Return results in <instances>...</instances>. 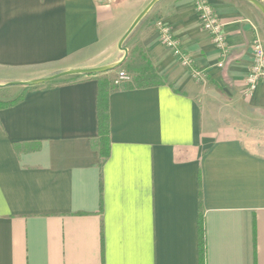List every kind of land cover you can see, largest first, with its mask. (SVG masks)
I'll return each mask as SVG.
<instances>
[{"label":"crops","instance_id":"0c3cea01","mask_svg":"<svg viewBox=\"0 0 264 264\" xmlns=\"http://www.w3.org/2000/svg\"><path fill=\"white\" fill-rule=\"evenodd\" d=\"M149 1L0 0V80L117 61ZM196 1L161 0L127 38L159 84L81 74L0 92L22 94L0 108V264H264V81L245 92L264 17L246 0H206L222 55ZM159 21L197 78L161 43ZM98 79L110 84L103 162Z\"/></svg>","mask_w":264,"mask_h":264},{"label":"built area","instance_id":"2783aa9c","mask_svg":"<svg viewBox=\"0 0 264 264\" xmlns=\"http://www.w3.org/2000/svg\"><path fill=\"white\" fill-rule=\"evenodd\" d=\"M195 10L198 14L200 25L210 34L214 45L224 55L227 49L226 37L222 23L215 16L212 7L206 0H198L195 3ZM158 31L161 43L176 57L182 66L190 69L195 77H197L198 74L192 67L189 56L182 50L180 43L172 35L170 27L159 21ZM129 81L130 77L120 72L118 78L113 83L115 86H119ZM260 81H264V46L260 38L255 37L253 40V61L245 76V92L247 94L251 93L256 89Z\"/></svg>","mask_w":264,"mask_h":264},{"label":"trees","instance_id":"16d2710c","mask_svg":"<svg viewBox=\"0 0 264 264\" xmlns=\"http://www.w3.org/2000/svg\"><path fill=\"white\" fill-rule=\"evenodd\" d=\"M140 23L141 22H139V24ZM88 75L94 76V75H96V73L88 74ZM159 83H161V79L155 73V71L152 68V66L150 65V63L147 61L145 64V69L142 72H140V74H138L131 83H128L127 85L128 86L141 87V86L155 85V84H159ZM109 89H110V84H109L107 79H98V94H97V100H96L98 137H97L94 145H95L96 150L98 151L99 158H100L101 162H103L104 159L109 154V116H108V90ZM21 98H22V94H20L19 96H17L16 98H14L13 100H10V101H0V108H5L8 106H11V105L17 103L18 101H20ZM203 234H204L203 215H202V211L200 209V214H199V251H200V256L203 254V250H204V236H203Z\"/></svg>","mask_w":264,"mask_h":264},{"label":"water","instance_id":"95a60500","mask_svg":"<svg viewBox=\"0 0 264 264\" xmlns=\"http://www.w3.org/2000/svg\"><path fill=\"white\" fill-rule=\"evenodd\" d=\"M161 0H150L144 8L137 14V16L134 18V20L131 22L127 30L124 32V34L121 36V38L118 41V48L122 51V56L115 62H112L107 65L93 67V68H87V69H70V70H64L57 73H54L47 77H41V78H35L30 80H19V81H12L7 84L0 83V87H3L5 85H18L23 87H32L37 86L40 84H44L47 82H51L53 80L65 77V76H71V75H87V74H93V73H103L115 70L119 68L126 60L127 57V49L124 47V43L127 40L128 36L131 34V32L134 30V28L141 22L148 14L149 12L154 8V6L160 2ZM250 4H252L254 7L258 9V11L263 15L264 17V6L260 2V0H246Z\"/></svg>","mask_w":264,"mask_h":264},{"label":"rangeland","instance_id":"374dc122","mask_svg":"<svg viewBox=\"0 0 264 264\" xmlns=\"http://www.w3.org/2000/svg\"><path fill=\"white\" fill-rule=\"evenodd\" d=\"M120 21H122V15H120ZM119 33H121V32L119 31ZM117 40H118V36H117V39L115 40V42ZM126 44H127V40L124 43L125 48H126ZM105 54H107V53L104 52L103 55H105ZM121 55H122V51L120 50L117 56H121ZM115 56L110 57V58H114ZM146 62H147V60L142 54H140V56H138V55L134 54V52H133L130 56L127 55L125 62L119 68L112 70V71H108L106 73H97V76H99V78H103V76H110L113 78V81H114L115 79L118 78V74L120 72H123L130 77L129 82H131L134 80V78L138 74H140V72H142L145 69ZM44 73H43L44 75L39 76V77H43V76L45 77V76L49 75L48 72H44ZM30 79H33V78H30ZM8 82H12V81L0 80V83H2V84H6ZM123 84H126V82H124ZM18 88L20 89L23 87H19L18 85H7L4 87H1L0 92H7L9 90H15Z\"/></svg>","mask_w":264,"mask_h":264}]
</instances>
